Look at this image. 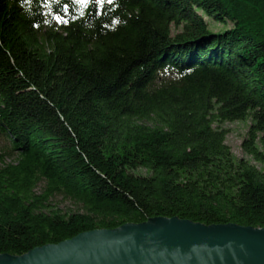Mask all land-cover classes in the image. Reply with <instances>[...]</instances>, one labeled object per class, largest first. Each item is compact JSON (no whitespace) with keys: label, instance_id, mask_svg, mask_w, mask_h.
<instances>
[{"label":"trees","instance_id":"trees-1","mask_svg":"<svg viewBox=\"0 0 264 264\" xmlns=\"http://www.w3.org/2000/svg\"><path fill=\"white\" fill-rule=\"evenodd\" d=\"M153 218L264 229V0H0V255Z\"/></svg>","mask_w":264,"mask_h":264},{"label":"water","instance_id":"water-1","mask_svg":"<svg viewBox=\"0 0 264 264\" xmlns=\"http://www.w3.org/2000/svg\"><path fill=\"white\" fill-rule=\"evenodd\" d=\"M0 264H264V229L153 218L0 255Z\"/></svg>","mask_w":264,"mask_h":264},{"label":"rangeland","instance_id":"rangeland-1","mask_svg":"<svg viewBox=\"0 0 264 264\" xmlns=\"http://www.w3.org/2000/svg\"><path fill=\"white\" fill-rule=\"evenodd\" d=\"M211 28L220 31L223 27L219 24L210 22ZM250 122L247 121H235L225 124L224 129L227 131L226 142L232 149L234 155L238 158L250 159L245 153L244 141L247 138ZM6 161L9 163L12 159L7 158ZM53 207L60 209L64 212H78L81 210L80 206L73 204L68 200H64L61 197L56 198L52 202Z\"/></svg>","mask_w":264,"mask_h":264}]
</instances>
